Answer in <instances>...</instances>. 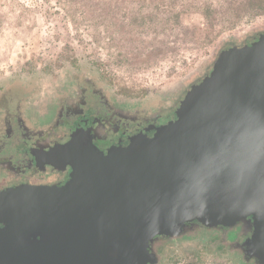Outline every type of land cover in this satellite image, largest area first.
Segmentation results:
<instances>
[{
	"label": "water",
	"instance_id": "95a60500",
	"mask_svg": "<svg viewBox=\"0 0 264 264\" xmlns=\"http://www.w3.org/2000/svg\"><path fill=\"white\" fill-rule=\"evenodd\" d=\"M178 98L167 122L107 151L72 144L67 183L0 193V264H154L159 239L246 219L264 261V31Z\"/></svg>",
	"mask_w": 264,
	"mask_h": 264
},
{
	"label": "rangeland",
	"instance_id": "374dc122",
	"mask_svg": "<svg viewBox=\"0 0 264 264\" xmlns=\"http://www.w3.org/2000/svg\"><path fill=\"white\" fill-rule=\"evenodd\" d=\"M261 31L264 0H0V92L45 89L82 66L118 91L173 107L218 53ZM199 229L156 241L158 264H248L234 235Z\"/></svg>",
	"mask_w": 264,
	"mask_h": 264
},
{
	"label": "flooded vegetation",
	"instance_id": "af4514ba",
	"mask_svg": "<svg viewBox=\"0 0 264 264\" xmlns=\"http://www.w3.org/2000/svg\"><path fill=\"white\" fill-rule=\"evenodd\" d=\"M94 72L79 66L61 78L54 76L45 89L29 91L25 87L24 91L18 86L0 92V193L67 183L75 173L72 144L104 152L169 120L167 112L173 107L171 102L165 104L168 99L159 95L142 99L118 91ZM150 99L163 105L149 104ZM198 228L204 226L184 227L178 240L188 238ZM206 229L234 235L237 242L233 246L242 251L244 263L264 264L250 249L256 231L251 219ZM151 249L157 260L154 264H158L159 250L156 252L154 244Z\"/></svg>",
	"mask_w": 264,
	"mask_h": 264
},
{
	"label": "trees",
	"instance_id": "16d2710c",
	"mask_svg": "<svg viewBox=\"0 0 264 264\" xmlns=\"http://www.w3.org/2000/svg\"><path fill=\"white\" fill-rule=\"evenodd\" d=\"M77 1L80 2V0H77ZM262 2H263V1H262ZM83 5H85L86 7L89 6V5H86L85 3H83ZM184 6H185V5H184ZM184 6H183V4H182L181 8H183ZM102 7H105V6H102ZM165 8H168V6H165ZM169 9H170V8H169ZM208 10H209V8H208ZM184 12H185V11H184ZM186 12H189V11H186ZM262 12H263V11H262ZM165 13H166V14H165ZM182 13H183V11H177V15H181ZM164 14H165V15H167V14L170 15L171 13H168V11H164ZM203 15H204V17L207 19V15H210V11H204V12H203ZM257 15L260 16V15H262V13H261V12H258Z\"/></svg>",
	"mask_w": 264,
	"mask_h": 264
}]
</instances>
